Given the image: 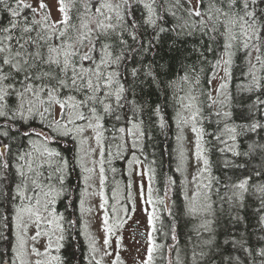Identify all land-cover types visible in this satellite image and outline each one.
<instances>
[{"label": "trees", "instance_id": "obj_1", "mask_svg": "<svg viewBox=\"0 0 264 264\" xmlns=\"http://www.w3.org/2000/svg\"><path fill=\"white\" fill-rule=\"evenodd\" d=\"M130 3L126 30L117 29L126 44L121 45L118 39L110 41L113 54L123 53L125 57L117 69L126 89L122 107L116 110L121 119L100 113L109 190L115 184L128 186L127 159L132 154L154 171L162 202L155 228L159 244L155 264H264V257L259 255L264 249V193L258 191L264 186V43L256 42L259 52L255 48L243 49L239 43L231 49L227 95L218 100L213 80L221 65L217 64L223 51L221 37L214 40L213 33L191 27L197 18L187 15L189 4L185 0H180L179 5L176 0H156L155 26L145 23L147 11L141 4L136 0ZM253 7L258 15L264 10L259 0ZM0 20L7 24L8 15L3 11ZM186 21L188 26L181 27ZM132 32L136 33L135 40ZM254 77L259 87L253 85ZM187 95L198 107L210 176L198 203L208 206V210L195 215L188 212L190 203L180 163L178 116ZM45 124L38 116L15 125L0 117V143L10 148L0 158V264L15 262L12 207L19 203L13 200L18 182L16 156L29 148L30 139H37L23 133L30 129L47 132ZM133 124L139 125L143 133L134 138L136 142L127 130L119 131ZM253 124L260 126L253 131ZM5 131L7 136L3 135ZM48 144L68 160L64 194L55 205L64 217V239L59 250L62 264H99L83 232L78 198L83 181L77 139L72 135L55 137ZM3 161L8 162L7 170L2 167ZM245 180L246 190L237 187Z\"/></svg>", "mask_w": 264, "mask_h": 264}, {"label": "snow or ice", "instance_id": "obj_2", "mask_svg": "<svg viewBox=\"0 0 264 264\" xmlns=\"http://www.w3.org/2000/svg\"><path fill=\"white\" fill-rule=\"evenodd\" d=\"M136 2L147 11L145 23L155 26L157 17L153 5L156 0ZM185 2L189 4L187 15L197 18L191 27L213 33L214 40L216 36L223 40V51L217 64L231 63V49L237 43L243 49L260 51L256 42L264 43V10L257 14L253 7L257 0H196L194 5L192 0ZM179 3L180 0H176V4ZM259 3L264 4V0ZM53 9L58 13L55 18ZM0 11L8 15L7 24L0 20V117L15 125L38 116L42 123L46 122L48 129L47 132L43 129L24 132L23 136L37 139H30L29 148L16 156L18 182L13 200L19 203L12 207L16 241L13 251L19 264H26L25 258L32 255L37 257L34 264H53V261L62 264L61 257L51 255V250L55 247L59 252L64 239V217L55 205L64 194L68 160L50 149L48 143L55 137L83 136L87 130L95 133L99 143L103 127L101 111L105 115H115L117 121L121 119L116 110L122 107L126 89L117 69L125 57L123 53L113 54L114 45L110 41L118 39L121 45L126 44L122 36L117 35V29L126 30L131 3L130 0H14V3L0 0ZM135 26L133 21L132 27ZM185 26H188L187 21L181 25ZM130 35L133 40L137 38L135 32ZM256 59L259 61L260 57ZM135 71L133 69V75ZM253 85L260 86L255 77ZM259 126L253 124L251 129L254 131ZM133 129L138 130L139 125L133 124L128 129L121 127L119 131L127 130L136 135ZM193 131L197 129L193 128ZM3 135L7 136L8 132ZM85 142L86 139L80 141L81 145ZM8 151L9 145L0 143V158ZM204 164H208L207 159ZM2 167L7 170L8 162L3 161ZM54 179L56 183H53ZM246 184L245 180L237 187L246 190ZM258 191L264 193V186ZM81 208L83 210V200ZM207 210L208 206L196 203L188 208L193 215ZM148 222L152 224L151 214ZM105 226L108 232L112 231L107 219ZM108 243L105 238L104 244ZM90 247L92 251L96 250L94 246ZM152 252L153 247L149 245L144 264H151ZM259 255L264 257V249H260Z\"/></svg>", "mask_w": 264, "mask_h": 264}, {"label": "rangeland", "instance_id": "obj_3", "mask_svg": "<svg viewBox=\"0 0 264 264\" xmlns=\"http://www.w3.org/2000/svg\"><path fill=\"white\" fill-rule=\"evenodd\" d=\"M46 2H54V0H46ZM195 2L196 0H192L193 5ZM57 15L58 13L53 9V17ZM224 59L227 60L228 57ZM230 66L231 63L221 62L220 69L213 80V93L218 100L227 95L226 85L229 80ZM198 114V107L193 98L190 95L184 96L178 116L180 163L185 175L190 205L192 203L198 205L203 197V188H206L210 180L207 165L204 164V159L208 160V157L202 141V127ZM193 128L197 131H193ZM100 131L102 136L99 143L92 130H87L83 136L72 134L77 139L80 166L81 159L83 161V166H81L83 210L80 200V211L85 238L89 245L96 249L92 253L99 264H144L148 256L149 245L153 247L151 264H155L154 256L159 248L155 228L162 202L156 187L154 171L145 161L132 154L127 159L128 186L115 184L109 190L103 128ZM133 132L136 135L131 134L132 141L136 142L135 139L140 136V127L138 130L133 129ZM82 139H86L83 145L80 143ZM48 147L52 149L49 144ZM85 168L91 171L86 172ZM53 183H55L54 180ZM101 204L104 207H101ZM149 214L152 216V224L148 222ZM105 219L112 229L111 232L106 229ZM149 234H151V239H149ZM105 238L109 241L107 245L104 244ZM40 243L42 244L43 241ZM51 255L59 256L55 247L51 250ZM35 259L37 257L34 255L26 257V264L28 262L34 264ZM15 264H19L16 256ZM53 264L56 262L53 261Z\"/></svg>", "mask_w": 264, "mask_h": 264}, {"label": "bare ground", "instance_id": "obj_4", "mask_svg": "<svg viewBox=\"0 0 264 264\" xmlns=\"http://www.w3.org/2000/svg\"><path fill=\"white\" fill-rule=\"evenodd\" d=\"M82 191V188L81 186L78 188V198H79V201L81 200V192Z\"/></svg>", "mask_w": 264, "mask_h": 264}]
</instances>
